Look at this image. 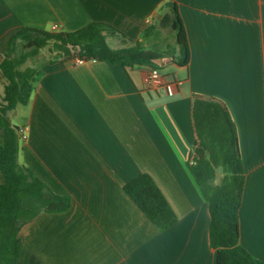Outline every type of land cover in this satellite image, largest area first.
<instances>
[{
    "label": "crops",
    "instance_id": "crops-1",
    "mask_svg": "<svg viewBox=\"0 0 264 264\" xmlns=\"http://www.w3.org/2000/svg\"><path fill=\"white\" fill-rule=\"evenodd\" d=\"M170 3L190 59L154 66L177 81L174 94L146 85L152 65L47 60L29 101L9 111L19 163L72 199L69 209L39 212L21 228L16 264H215L208 202L188 167L196 93L221 100L235 123L245 174L239 241L264 260V0H0V60L33 40L34 32L19 33L24 27L53 23L74 30L103 21L117 28L105 30L110 47L133 45ZM6 83L0 68V101ZM141 172L178 216L167 229L123 188Z\"/></svg>",
    "mask_w": 264,
    "mask_h": 264
},
{
    "label": "trees",
    "instance_id": "trees-1",
    "mask_svg": "<svg viewBox=\"0 0 264 264\" xmlns=\"http://www.w3.org/2000/svg\"><path fill=\"white\" fill-rule=\"evenodd\" d=\"M108 28L115 27L103 21H90L74 30L24 27L20 34L35 33L33 40L26 44L34 46L33 49L19 57L0 60V68L7 78L0 101V170L3 174L0 264H16L22 245L20 230L35 215L42 211H65L72 203L70 195L53 191L18 161L19 136L8 113L18 104L29 101L38 74L43 71L33 66L21 68L27 55L50 44L57 53L49 60L51 62L69 59L73 48H78V54L85 60L119 63L125 67L161 65L158 60L168 57L181 66L189 62L187 31L175 3H170L168 11L160 18L148 23L133 45L110 47L105 37ZM167 30L171 31L173 41L167 38L162 45L161 39L166 38L162 32ZM146 42L153 44L147 46ZM191 117L195 136L188 167L208 202L209 242L216 249L215 264H264V260L254 257L239 241V207L245 174L235 123L221 100L199 93L193 96ZM123 188L159 229H167L177 221L176 212L149 173L137 174Z\"/></svg>",
    "mask_w": 264,
    "mask_h": 264
},
{
    "label": "built area",
    "instance_id": "built-area-1",
    "mask_svg": "<svg viewBox=\"0 0 264 264\" xmlns=\"http://www.w3.org/2000/svg\"><path fill=\"white\" fill-rule=\"evenodd\" d=\"M148 23L152 22V18L147 19ZM50 30L56 31L59 30V25L57 23H53L51 25ZM69 60H71L74 63H84L90 60H85L82 56L78 54V48H73L69 57ZM94 60V59H92ZM145 83L149 88H158L161 86H164L168 92V94L172 95L175 93V84L177 81L169 80L165 75L162 74L161 70L157 66H150L144 75ZM27 126H24L23 128H19L21 131V136L26 137V130Z\"/></svg>",
    "mask_w": 264,
    "mask_h": 264
},
{
    "label": "rangeland",
    "instance_id": "rangeland-1",
    "mask_svg": "<svg viewBox=\"0 0 264 264\" xmlns=\"http://www.w3.org/2000/svg\"><path fill=\"white\" fill-rule=\"evenodd\" d=\"M166 38L161 39L163 41V43H161L162 45H165L164 43H166L167 38L170 42L173 41V35L171 33L170 30L164 31L163 34ZM27 44V43H26ZM26 44H22L20 45L15 51V57H19L22 54L28 53L29 51H31L33 49L34 46H28ZM56 52L54 50H52L50 48V44H47L43 47H41L37 53H30L27 55V57L25 58V60L23 61V63L21 64V68H24L26 66H33V67H37L40 68L41 63H43L44 61L53 59L54 57H56ZM158 63L160 64L161 62L158 60Z\"/></svg>",
    "mask_w": 264,
    "mask_h": 264
},
{
    "label": "water",
    "instance_id": "water-1",
    "mask_svg": "<svg viewBox=\"0 0 264 264\" xmlns=\"http://www.w3.org/2000/svg\"><path fill=\"white\" fill-rule=\"evenodd\" d=\"M218 171L220 172V171H221V169L219 168V169H218Z\"/></svg>",
    "mask_w": 264,
    "mask_h": 264
}]
</instances>
